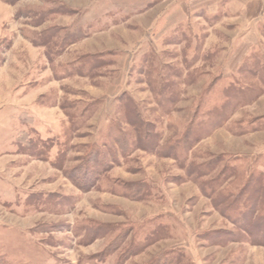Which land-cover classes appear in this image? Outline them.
<instances>
[{
	"label": "rangeland",
	"instance_id": "374dc122",
	"mask_svg": "<svg viewBox=\"0 0 264 264\" xmlns=\"http://www.w3.org/2000/svg\"><path fill=\"white\" fill-rule=\"evenodd\" d=\"M254 182L264 0H0V264H264Z\"/></svg>",
	"mask_w": 264,
	"mask_h": 264
},
{
	"label": "trees",
	"instance_id": "16d2710c",
	"mask_svg": "<svg viewBox=\"0 0 264 264\" xmlns=\"http://www.w3.org/2000/svg\"><path fill=\"white\" fill-rule=\"evenodd\" d=\"M118 144H120V146H121L120 149H122L123 151L128 149L127 141L125 140V138L123 136L121 137V139L119 138ZM251 182H253V180L248 181L247 184H251ZM245 187H246V185H245ZM254 187L256 189V190L255 189L254 190L257 193H253L252 196L246 197L245 202H244L246 204H243V206L246 207L247 211L248 210H251V212L249 214H247V215H242V214L237 213V209H238L237 206L238 205L239 206L241 205L240 199H238V198H235L234 199V198H231V197H226L224 199V201H223V203H226V202L229 203V202H231V203H229V204H231L229 206V208L232 209V208L235 207V209H233V210H235L234 211V214L236 215V217L238 218V220L246 221L247 220V217H248V218H250V220L257 219V218H261V220L264 221V211H263V209H264L263 208L264 207V203H262V205H260V202H261L262 197H263L262 196V193H261L262 189L259 186H256V183L255 182H254ZM254 187H252V188H254ZM239 195L242 197L243 194H239ZM250 202H252V203H250ZM245 207H243V209H245ZM262 241H264V235L262 237Z\"/></svg>",
	"mask_w": 264,
	"mask_h": 264
}]
</instances>
